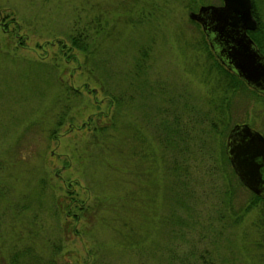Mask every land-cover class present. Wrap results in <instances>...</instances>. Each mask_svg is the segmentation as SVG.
<instances>
[{
	"label": "rangeland",
	"instance_id": "obj_1",
	"mask_svg": "<svg viewBox=\"0 0 264 264\" xmlns=\"http://www.w3.org/2000/svg\"><path fill=\"white\" fill-rule=\"evenodd\" d=\"M192 1L0 0V264H264L225 151L264 92L222 87Z\"/></svg>",
	"mask_w": 264,
	"mask_h": 264
},
{
	"label": "water",
	"instance_id": "obj_2",
	"mask_svg": "<svg viewBox=\"0 0 264 264\" xmlns=\"http://www.w3.org/2000/svg\"><path fill=\"white\" fill-rule=\"evenodd\" d=\"M187 14L200 23L216 57L247 84L264 92V55L247 33L256 26L251 0L204 3ZM225 151L242 184L264 195V136L245 122L235 123L226 135Z\"/></svg>",
	"mask_w": 264,
	"mask_h": 264
},
{
	"label": "trees",
	"instance_id": "obj_3",
	"mask_svg": "<svg viewBox=\"0 0 264 264\" xmlns=\"http://www.w3.org/2000/svg\"><path fill=\"white\" fill-rule=\"evenodd\" d=\"M192 2H195V0H193ZM258 2L259 0H251V13L256 20V26L254 29L247 30V33L252 38L257 48L261 50V52H264V0L261 2L262 5H260V3L258 5ZM193 5L194 3L189 8H192ZM194 7L195 6H193V8ZM192 21H194L195 23L197 22L195 20ZM69 38H70V48L73 46L78 49L85 50L87 46V41L86 40L83 41L81 37V33L70 35ZM206 39L202 38V41L206 48V54L211 58V62H212L211 66H213L219 72V77L222 79L221 82L222 87H224L225 90H229L230 92L233 93L235 89L239 88L238 86L242 85L243 80L237 75V73L233 69L230 70L229 68L228 69L225 68L222 64L219 63L218 60H216V58L214 57V52H212V48L210 45H208L209 43L207 42L208 40ZM112 100L113 99L110 98L109 101ZM98 128L102 129L103 126L99 125ZM238 183L242 185L241 181L239 180ZM251 196H252L251 199L252 201L253 200L255 201L257 199L264 200V195L261 194H256L251 192Z\"/></svg>",
	"mask_w": 264,
	"mask_h": 264
},
{
	"label": "flooded vegetation",
	"instance_id": "obj_4",
	"mask_svg": "<svg viewBox=\"0 0 264 264\" xmlns=\"http://www.w3.org/2000/svg\"><path fill=\"white\" fill-rule=\"evenodd\" d=\"M86 90H88V89H86ZM262 176L264 177V168L262 169Z\"/></svg>",
	"mask_w": 264,
	"mask_h": 264
}]
</instances>
